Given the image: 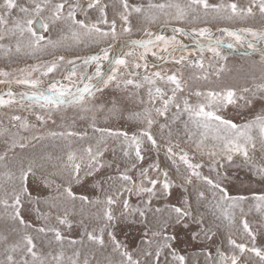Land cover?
Returning a JSON list of instances; mask_svg holds the SVG:
<instances>
[{
    "label": "snow or ice",
    "instance_id": "1",
    "mask_svg": "<svg viewBox=\"0 0 264 264\" xmlns=\"http://www.w3.org/2000/svg\"><path fill=\"white\" fill-rule=\"evenodd\" d=\"M99 5L100 0H92L87 4L86 9L91 10ZM121 5L123 9L119 13L121 30L117 32V19L113 18L109 21L105 10L107 5L99 7V20L86 23L88 11L80 4L70 2V0H30V2L25 0L23 3L19 0H0V41L15 40V51L17 53L21 52L22 49L34 53L42 51L48 46L56 47L59 42L53 41L43 33L48 32L52 26L57 25H67L77 43L81 42L82 37H88L93 42L107 41L106 47L100 48L96 54L88 57L66 59L65 56L60 55L51 63L37 64L27 69H21L22 72L28 73L22 79H7L10 73L0 70V77L6 78L0 79V84H7L9 88L13 83L31 86L33 91L20 94L22 99L38 104L41 109L48 113L67 106H75L82 113H88L94 109L103 111V105L97 108L93 100L97 92H102L109 85L115 84L117 88L123 85L125 89L132 86L137 90L146 88L147 92V106L144 108L143 114L134 113L130 117L140 119L145 123L146 126L139 134L129 136L127 132L98 128L95 124V116L91 118L93 131L99 133L100 139L97 141L95 149L89 144L83 150L84 155L78 157L75 152L68 154L69 164L64 166L69 181L68 186L64 187L63 193H60L63 199L57 198L49 203V211L41 212L39 208L36 209L37 214L45 221L41 226H34L26 222L21 214L25 200L31 201L32 199L27 181L29 175H34V173L31 164L27 168L22 167L20 169L19 185H13L11 190L4 189L3 196L0 197V205H3L6 211L11 209L10 219L18 222L21 226V236L20 240L12 244L7 243L8 238L6 236L2 238L6 247L4 249V259L0 261V264H89L88 259L81 262L79 250H73L69 255L63 246L65 237L61 229L47 223L53 216L52 210L63 205L65 200L75 201L79 199L82 203L103 206V211L96 215L98 221H103L102 225L98 229L93 228L91 231H88L85 227L87 239L100 247L105 246V232L112 226V222L118 219L113 206L119 205L121 207L120 216L130 217L133 214H138L145 222H147L149 212L162 213L164 209L159 207L153 210L152 198L156 195L158 185L160 186L159 190L170 195L172 188L177 186L175 181L171 179L167 168H161L158 159L148 167L141 166L138 168V165H142L145 159L144 152L146 149L144 145L146 142L150 144L151 148L156 149L157 156L159 155L160 144L152 133L153 125H158L161 131V139L166 133L168 140L165 154L171 160L172 165L175 166L176 171L180 172V163L186 166L187 174L183 176L179 187L186 193L188 191L186 186L193 185L194 180L207 185L211 199L215 201L213 206L220 211L229 227L236 224L237 211L242 217L244 216V203L247 197L230 195L228 189L223 186V181L227 179V171H221V169L224 168L225 163L232 164L234 156L238 155L256 171L261 179H264V163L258 164L256 161L257 152L264 154V114L257 115L242 124L235 123L223 114V110L229 105L239 106V101H243L245 106H249L257 94L264 97V82L257 84L255 91L252 88H243L240 95L237 94L235 89L231 88L221 92L197 90L192 95L204 99L193 104L189 97L182 95L188 88L186 81L183 79V72L174 69L150 72V68L163 69V65L155 62L150 64L148 59L151 55L158 61L164 63L172 61L179 65H183L187 61L189 65L204 69L203 56L201 55L197 60H189L188 56L192 54L189 51V45L178 39L177 34L179 36H190L194 40L195 48L193 51L198 50L201 54L204 51H209L214 56L226 59V57L221 56L219 51L224 40L214 38L209 28H193L189 32L183 27L172 26V34L165 35L163 34V27L170 26L172 20L177 23L185 22L189 16L198 19L201 9L205 16L211 10L216 16L227 19H243L255 16L254 9H258L259 13L264 16V0H250L247 7H241L235 2L210 4L208 0H190L184 6L167 2L149 3L146 7L140 4L130 5L128 0H121ZM171 9H175V13ZM78 12H83L84 18H78ZM133 13L144 16L149 23H155L158 19L157 13L169 17V19L165 21L159 32L144 28L145 38L132 39L133 26L130 17ZM101 23L108 25V29H101L99 27ZM37 25L39 28L36 27ZM219 31L234 41V43H228L227 47L229 48L235 47L236 44H247L249 48L255 49L257 43L264 44V31H257L250 27L238 30L222 28ZM121 36H127L128 38L121 40ZM248 37H251V39ZM64 39H67V36ZM117 43L121 45L120 50L116 55H112ZM137 48L141 51L137 52ZM0 49H5L8 53L12 52V47L3 43H0ZM177 52L181 53L178 58L175 55ZM77 60H80L85 67L94 63L96 66L95 72L82 71L78 73L75 67ZM104 61H107L109 65L108 74L103 70ZM61 64L72 66L63 77V80H67L68 83L65 84L63 80H53L48 85V94H45L44 91L40 90L43 81L39 78H32V73L41 72V75L46 77L55 72ZM209 67H211V64H209ZM217 75H219V72H217ZM196 78L208 80V75ZM161 85L170 87L165 88ZM243 93L251 95H244ZM133 94L135 95V93ZM17 95L11 90L5 94H0V107L20 104V101L15 99ZM5 96L8 98L6 99ZM140 103L145 104V101L141 99ZM20 107H23V104H20ZM173 108L175 112L170 114V109ZM114 111L115 106L110 109V112ZM185 114L188 117L187 122L181 121V117ZM157 117H163V122H159ZM11 119L20 122L23 128L34 127L29 125L27 119L20 115H15ZM48 119H51V115L47 119L44 115H36V120L42 123H47ZM53 123H55L54 120ZM177 123H183L184 133L194 144L196 150L201 155L208 156L211 161L209 171L215 173V178L204 175L200 170L205 165L202 162L192 163L193 157H190L187 151L183 149H180L179 152L174 151V149L179 148V144L178 142L174 143L172 140L174 134L172 125ZM189 123L192 125L191 128ZM2 134L3 132H0V135ZM176 134L178 135L179 132L177 131ZM49 135L52 137L78 136L80 139H85L88 133L67 131L51 132ZM106 135L118 139L122 137L125 146L123 156L129 161V164L122 171L118 169L116 177H108V180L112 183L108 185L109 190L105 192L103 200L100 198L89 200L87 196L77 197L72 190L71 182H80L82 168L87 170L86 175H94L95 172L106 166V162L102 160L104 153L108 150L104 140ZM40 139H43V137H40ZM15 146L14 140L12 147ZM19 147L23 148L25 145L20 143ZM5 159L6 153L0 155V161ZM262 159H264V156H262ZM107 166L111 167L112 165L107 164ZM151 173H155V175ZM5 175L8 180H12V173H5ZM117 182L118 185L114 187ZM60 187L61 185H57L58 193ZM134 194L147 196L143 207H134L130 203V198ZM208 199L205 190H197L198 201H207ZM255 200L257 201L256 210L264 215V195L255 197ZM36 203H39L38 199ZM167 208L169 209L168 218L161 222L162 226L159 230L150 232V238L145 240L147 247L143 250H137L138 255L136 256L117 240L114 233H108L114 245L113 251L118 252L121 256L119 264H160V258L164 255L166 249L170 250L172 261L175 264H185V257L178 254L173 248L171 241L175 240V236L167 234V225L172 221V214H174V222L183 223L187 227L185 220L193 217V205L185 196L182 206L169 205ZM55 219L59 225L72 227L66 207L64 214H57ZM197 223L209 239L216 234L211 229L204 228L205 221L202 215ZM242 226L244 233L255 241V233L246 218L242 219ZM28 229H32L37 236H47L48 233H52L55 242L60 245L59 251L55 254L52 251L47 254L43 253L38 247L36 236L31 234ZM145 235L149 236V233ZM48 243L51 245L52 241L49 240ZM77 243L83 244V241H70L72 245ZM228 243L240 254L253 253L259 259V264H264V248L256 247L254 244L249 247L245 243H238L237 240L231 238V235ZM17 254H19V258H17ZM217 257V264H240V256L237 255L236 251L229 254L218 249ZM207 259L209 262L213 261L214 258L211 252L207 253Z\"/></svg>",
    "mask_w": 264,
    "mask_h": 264
},
{
    "label": "rangeland",
    "instance_id": "2",
    "mask_svg": "<svg viewBox=\"0 0 264 264\" xmlns=\"http://www.w3.org/2000/svg\"><path fill=\"white\" fill-rule=\"evenodd\" d=\"M23 3L25 0H19ZM30 2V0H29ZM80 4L85 10L88 3L92 0H70ZM130 5H144L145 7L149 3H173L184 6L190 2V0H128ZM210 4H229L237 3L241 7H247L250 0H208ZM107 5L105 9L108 14V19L111 21L113 18L117 19V32L121 30V22L119 20V13L123 10L121 0H100V5L88 11V19L86 23H92L100 19L99 7ZM175 13V9H171ZM255 16L245 17L243 19H227L216 16L211 10L207 16L204 15L201 9L199 18L193 19L191 16L182 23H177L175 20L171 21V25H176L185 28L191 32L193 28L207 27L211 30L214 38L217 32L222 28H229L232 30H238L240 28H253L257 31H264V16H262L258 9H254ZM158 19L155 23H149L144 16L133 13L130 17L133 32L131 33L132 39H142L144 37V28H150L153 32H157L162 27L169 17L163 14L157 13ZM78 18H84L83 12H78ZM99 27L103 30L108 29V25L103 23L99 24ZM171 30V29H169ZM164 31L163 34L171 35V31ZM42 31V30H40ZM169 31V32H168ZM45 36L50 37L53 41H58L56 47L48 46L42 51L31 52L27 49H22L21 52L15 51V40L0 41L5 45L12 47V52L8 53L5 49H0V70L7 71L10 76L7 79L15 80L17 78H24L28 75L27 72H22L21 69H27L37 64L44 65L51 63L58 56L63 55L66 59L75 57H88L96 54L100 48L107 46V41L93 42L88 37H82L81 42L77 43L71 35V31L67 25L52 26L48 32L43 33ZM222 34V33H221ZM223 35V36H222ZM220 36L227 37L226 34ZM67 36V39L64 37ZM178 39L184 40L186 36H179ZM127 36H121V39H127ZM190 40L189 51L192 52L188 56L189 60H197L201 55L204 59V69H200L189 65L187 61L183 65L175 64L172 61L164 63L158 61L149 55V63H158L163 65V69H152L150 72L157 70L166 71L168 69L179 70L183 72V79L186 81L188 88L182 94L189 97L190 101L195 104L198 100L204 98H197L192 93L197 90L207 91H226L227 89H235L237 94H242V89L245 87L252 88L255 91V86L261 82H264V55L260 53L256 55L240 54L233 51L232 48L220 47L219 51L221 56L226 59L214 56L209 51H204L202 54L195 48L194 40L186 37ZM230 38V37H229ZM251 39V37H248ZM119 46V43L116 44ZM113 49L112 55H116L118 49ZM241 50L246 52L249 49L247 44H242ZM262 47V48H261ZM263 49L264 44L257 43L255 49ZM117 50V51H116ZM127 51V48L125 49ZM137 52L141 49L137 48ZM116 52V53H115ZM244 52V53H245ZM177 58L181 53L175 54ZM187 55V53H185ZM260 55V56H259ZM108 62H103V70L107 66ZM211 64V67H209ZM105 65V66H104ZM72 66L61 64L55 72L50 73L48 76H42L41 72L32 73V78H39L43 81L41 86L48 85L53 80H63L67 71ZM76 71H87L89 73L95 72V64L83 66L80 60H77L75 65ZM105 68V73L108 74V68ZM219 72V75H217ZM208 75V80L197 79L196 77H202ZM0 79H6L0 77ZM65 84L67 80H63ZM78 83V82H77ZM0 84V87H4ZM9 86V85H8ZM15 86L13 89L12 87ZM17 86V87H16ZM82 86V85H81ZM165 88L170 86L161 85ZM12 92L19 93H31L33 89L31 86L26 85L23 87L20 84L13 83L8 89ZM41 91H44L40 88ZM74 90V89H73ZM45 92V91H44ZM135 93V95L133 94ZM45 94H47L45 92ZM244 95H251L249 93H243ZM7 99L8 97L5 96ZM15 99L23 104H13L11 106L0 107V155L6 153V159L0 161V197L3 196L4 189L11 190L13 185H19L20 169L27 168L30 164L33 168L34 175H29L27 185L29 192L32 194L31 201L25 200L24 207L21 209V214L25 221L34 225L41 226L45 221L37 214L36 209L39 208L41 212L49 211V203L57 198L63 199L60 193H63L64 187L68 186V177L65 172L64 166L69 164L67 156L69 153L75 152L77 156L84 155L83 150L91 144L95 149L97 141L100 139L99 133L93 131L92 117L95 116V124L98 128H106L114 131L127 132L129 136L133 134H139L140 131L146 126L140 119L130 118L134 113L143 114L144 108L147 106V92L145 89H135L129 86L127 89L121 85L119 88L115 84L109 85L104 88L102 92H97L93 103L97 106L103 105V111L94 109L92 112L82 113L78 107L67 106L62 107L59 110H53L51 113L41 109L38 104L22 99L18 94ZM143 99L145 104H141L140 100ZM91 106V105H90ZM115 106V111L110 112ZM175 109H170V114L174 113ZM44 115L47 119L51 115V119L47 120V123H42L36 120V115ZM223 114L226 118L233 120L237 124L245 123L255 116L264 114V97L261 94H257L253 99L252 104L245 106L243 101H239V106L229 105L223 110ZM20 115L27 119L29 125L34 127L23 128L20 122L13 121L11 117ZM83 117V118H82ZM53 120L55 123H53ZM159 122H163V117H157ZM181 121L187 122V114L181 117ZM108 125V126H107ZM189 127L192 125L189 123ZM174 143L179 144V148L174 151L179 152L183 149L189 153L192 163L202 162L205 166L200 171L204 175L215 178V173L209 171V165L211 161L207 155H201L195 148L194 144L185 135L183 129V123H177L172 125ZM7 131H4V130ZM195 130V129H193ZM87 132L88 136L85 139H80L78 136L72 137H52L49 135L51 132ZM177 131L179 134L177 135ZM153 135L157 138L160 144L159 155L157 156V150L151 148L147 142L144 145L146 151L144 152L145 159L142 165L139 167H148L154 163L157 159L160 162L161 168H167L169 175L176 183V187H173L171 194L167 195L163 193L160 186H157L156 195L152 198V208L164 209L162 213L149 212L147 215V222L142 220L138 214H133L130 217L120 216L122 211L119 205L113 206L114 213L118 217L117 220L112 222V226L105 232L104 240L105 246L100 247L98 244L93 243L87 239L85 233V227L88 231L93 228H99L103 221H98L96 215L103 211L102 205H90L82 203L79 199L75 201L65 200V203L57 209H53V216L47 221L49 225L59 227L62 234L65 237L64 249L70 255L73 250H79L81 253V262L84 259H88L89 264H119L121 256L118 252L113 251L114 245L108 235L109 232L115 234L117 240L134 256L138 255L137 250H143L147 247L145 240L150 238V232L153 230H159L161 228V222L166 220L169 216V209L167 206L176 205L182 206L185 196L191 201L193 205V217L187 218L185 223H175L174 214L173 219L167 225V234L175 236V240L171 241L173 248L180 255L185 257V264H215L217 260V250H221L231 254L232 251H236L240 256V264H259V259L251 252H245L240 254L238 250H234L228 243L229 236L232 239L237 240L238 243H245L249 247L253 244L256 247L264 248V215L256 210L257 201L255 197L264 195V179L256 173L248 164L243 161L240 156H234L233 163H225L224 168L221 171H227V179L223 181V186L226 187L230 195L244 196L247 200L244 203L245 214L242 217L237 211L236 224L229 227L227 221L223 219L220 211L213 205L215 201L211 199L208 192L207 185L200 181L194 180L193 185H187L188 191L185 193L179 185L182 183L183 176L186 175V166L180 163V172L176 171L175 166L172 165L171 160L166 156L165 151L167 147L168 137L166 133L161 139V131L158 125H153ZM43 137V139H40ZM23 138V139H21ZM15 140L16 146L13 148L12 144ZM107 151L104 153L102 160L106 162V166L95 172L94 175H86V169L81 170V179L79 183L75 181L71 182L73 192L79 196H87L89 200H95L96 198L104 199L105 192L108 191V185L112 181L108 180V177H116L118 175V169L123 170L129 164V161L123 156V140L113 136H105ZM108 142V143H107ZM23 143L25 147H19V144ZM134 155V153H133ZM264 154L257 152V163H264L262 159ZM65 159V160H64ZM66 161V162H65ZM107 164H111L108 167ZM70 166V165H69ZM5 173H12V180H8ZM155 175V173H151ZM54 181V183H53ZM57 185H61L59 193L57 192ZM117 184L114 185L117 186ZM103 189V191H102ZM205 190L206 195L209 197L207 201L197 200V190ZM39 200L37 204L36 201ZM146 195H132L130 203L135 206L143 207L146 201ZM67 208L68 218L72 223V227L68 228L66 225H59L55 219L57 214L63 215ZM11 209L5 210L3 205H0V261L4 259V249L6 247L3 237H7V243L12 244L20 240L21 226L18 222H14L10 219ZM203 216L205 229H211L216 234L208 238L205 235L204 230L197 223L200 216ZM219 217V218H218ZM246 218L250 227L255 233L256 239L253 241L251 237H248L242 226V219ZM28 231L36 236V242L40 250L47 254L52 251L53 254L59 251L60 245H58L52 233H48L47 236H37L32 229ZM149 233V236L145 234ZM199 235H195V234ZM98 234V232H97ZM52 243L49 245L48 241ZM83 241V244H70V241ZM211 252L213 261L209 262L207 259V253ZM19 258V254H17ZM160 264H175L172 261L170 250H165L164 255L160 258Z\"/></svg>",
    "mask_w": 264,
    "mask_h": 264
},
{
    "label": "bare ground",
    "instance_id": "3",
    "mask_svg": "<svg viewBox=\"0 0 264 264\" xmlns=\"http://www.w3.org/2000/svg\"><path fill=\"white\" fill-rule=\"evenodd\" d=\"M172 26H176V25H170V26H168V27H163V32L164 31H167V30H169V29H171V27ZM161 29H158V32L160 31ZM169 31H171V30H169ZM168 31V32H169ZM170 35V34H169ZM220 35H222L221 34V32H217V34H216V36L218 37V38H222L223 40H224V42H230V43H234V41L232 40V38H229V37H222V36H220ZM186 37H189V36H186ZM186 37H184L185 39L184 40H186L187 41V44H189L190 43V40L189 39H187ZM190 38V37H189ZM191 39V38H190ZM191 40H193V39H191ZM120 45V44H119ZM189 45H191V44H189ZM121 46V45H120ZM236 46L238 47V49L240 50V51H242L241 49L243 48V47H241L242 46V44H236ZM228 48V47H227ZM262 48V47H261ZM116 49H118V52H119V50H120V47L119 46H116ZM117 51V50H116ZM260 51H262V52H264V50L263 49H260ZM117 52V53H118ZM245 52V51H244ZM247 53H251V55H256L257 53L259 54V51H258V48L257 49H249V50H247L246 51ZM246 52H245V54H246ZM253 52V53H252ZM114 53V52H113ZM116 53V52H115ZM262 53H260V55H261ZM247 55H249V54H247ZM259 55V56H260ZM263 55V54H262ZM108 65V64H107ZM105 66V65H104ZM107 67V66H106ZM105 67V68H106ZM105 68H104V70H105ZM107 68H109V67H107ZM106 74H107V72H106ZM4 87H0V94H5V93H7L9 90V86L7 85H3ZM23 87H25L26 85H22ZM15 86H13L12 87V89L14 88ZM17 87V86H16ZM46 86H41V89H43L47 94H48V91L49 90H47L46 88H45ZM11 90V89H10ZM14 93H17V94H22V93H19V92H14ZM21 96V95H20ZM108 126V125H107ZM108 143V142H107ZM94 147V146H93ZM65 160V159H64ZM66 162V161H65ZM2 197V196H1Z\"/></svg>",
    "mask_w": 264,
    "mask_h": 264
},
{
    "label": "water",
    "instance_id": "4",
    "mask_svg": "<svg viewBox=\"0 0 264 264\" xmlns=\"http://www.w3.org/2000/svg\"><path fill=\"white\" fill-rule=\"evenodd\" d=\"M36 27L39 28L38 25H37ZM175 27H179V26H175ZM161 28H162V27H160L159 29H161ZM157 32H158V31H157ZM189 37H190V36H189ZM121 40H122V39H121ZM123 40H124V39H123ZM228 43H230V42H224L223 45H222V47H227ZM232 49H233V51H235V52H237V53L245 54L243 51H240V50L238 49L237 46L232 47ZM258 51H259V53H262V54L264 55V52L260 51V49H258ZM252 53H253V52H252ZM246 54L251 55V53H247V52H246ZM217 261H218V257H217V260H216L215 264H217Z\"/></svg>",
    "mask_w": 264,
    "mask_h": 264
}]
</instances>
